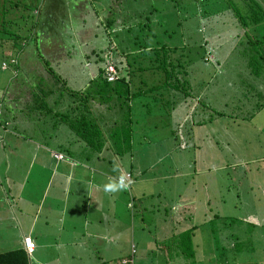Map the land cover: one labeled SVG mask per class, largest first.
Segmentation results:
<instances>
[{
    "label": "rangeland",
    "instance_id": "obj_1",
    "mask_svg": "<svg viewBox=\"0 0 264 264\" xmlns=\"http://www.w3.org/2000/svg\"><path fill=\"white\" fill-rule=\"evenodd\" d=\"M37 1L7 0L6 6L10 8L9 13L6 14L9 19L7 23L13 25L12 27L9 26L12 32L19 31L23 36L30 34V25L22 22L21 16L18 15L16 18V15L21 10L22 15L23 13L28 14L27 19L31 22L34 19V14H32L33 7ZM136 1H140L141 5L138 3L139 6H137ZM213 1L217 2L218 0ZM178 2L179 0H96L95 5L101 8L98 10V14H102V22L97 17L91 18L86 22L88 28L85 29L86 36L84 41L89 40V43L81 45L85 51H79L78 45L75 44L76 50H73L72 53L73 55L78 53L79 56L83 57H88L89 55L91 59H98L99 57H104L102 50L106 48L103 47L110 45L108 55H111V57H115L118 51L121 53L130 51L133 54L130 58L133 66L130 65L127 68L125 67V57L124 61H122L121 55H119V58L116 56L115 60L113 58L114 63L123 62V66H121L123 68L122 72H124V69H130L129 67L150 65V60L144 59L145 56V58H148V51H143L145 53L139 51L140 42L143 40L141 39L142 34L139 33L141 31L136 30L133 34L128 30H123V28L130 27L133 21H140V16L145 14L150 19H153L151 26H154L155 30L153 31L156 33L153 40L148 41L161 44L169 42L168 39H171V42L177 41L179 43V33L170 30V35L172 36H169L162 32L164 28H167L164 21V12L170 10L168 18L170 19L171 27L178 21L179 12L174 6ZM48 5H50V0ZM204 9L201 11L198 21H195V25L199 26L195 27L198 42L191 50L187 49L184 52L185 58L183 60L193 61L190 69L191 75L196 78L192 81L195 99H193L194 97L188 98V100L193 102V106L186 109L185 115H183L184 118L181 121L180 118L182 116L179 118L181 123L179 122L178 137H170L169 127L176 128L173 121L174 112H177L176 115L184 113H181L178 107L173 114H170V109H168L169 101L164 104L162 102L163 100H168V96L163 95L164 98H162V96L155 94L157 100H154L151 95L147 96L132 109V116L139 120L140 126L146 128L153 139L152 142H157L149 147L152 158L141 162L136 156L137 164L141 166L147 165L148 162L156 160L160 155L163 158L151 168L153 174L156 175L157 181L151 179L155 182H149L146 185L148 190L162 191L163 196L161 198H157L156 195L148 196L147 203L150 205L149 208L155 206V209L153 211L149 209L146 214L148 218H146L145 222L149 224L148 230H143L140 227L136 229V239H149L146 235L151 232L155 240L153 241V247L157 246V249L155 248V257L150 259L152 264H179V261H183L184 264H218L219 260L217 258L221 256L217 252L216 258L214 257L215 254L211 246H213L212 242L215 234L210 231L216 221L210 220L217 213L222 216L217 221L226 223L224 235L221 232L223 243H226L225 240L232 242V239L234 240L232 234L239 233L238 236L243 241L241 247L244 244V247L241 248V254L245 256V261H250L251 263L261 261V264H264V74L260 77L252 74L246 66V61L241 56H238V53L243 50L245 43L241 38H244V35L238 29L237 19L232 13L233 10L226 8V5L223 4L214 5L210 0L206 2ZM68 11H71L72 15L73 13H78L77 10L70 9L69 5ZM155 12H158L156 15L158 18L160 17V21L154 16ZM117 15L118 19L115 18ZM132 15L134 17H131ZM158 22L162 24V27ZM124 23L127 24L125 25ZM18 25L22 27L20 30H18ZM189 25H192V23ZM189 25H187V28L192 29ZM206 33L214 36L212 37L211 41L213 43L211 45L217 47L208 56L212 60L218 57L216 62L207 61V63L206 60L204 62L202 59L206 49L200 50L199 43L201 41H199V38ZM134 35H137L138 43H133L132 37ZM8 36L9 34L0 33V38H7ZM117 36L120 39L122 37L125 44L128 42L131 50H125L124 44L121 43L120 39L116 38ZM56 37L59 38V34H56ZM165 37L168 39H165ZM92 45L97 47L96 51H91ZM50 48L48 54H52L49 58L53 62L49 61L48 65L54 64L53 69L55 67L60 70L61 67L59 65L63 61L64 56L54 55ZM111 48H115L116 53ZM26 53L28 54V57H26L28 61H26V64L21 63L23 67L19 68L29 71L30 82L26 74L21 75V79L26 83L20 82L24 89H29L32 88L31 85H33L34 79L38 75L34 70L36 65H39L37 68H40L42 67L40 66L42 65L41 63L47 61L42 56H46V54L41 50L38 51L34 43L30 45ZM179 53L181 52H177L178 55ZM177 54H174V56ZM157 74L160 76L162 73L158 71ZM148 76L150 77L149 86L162 85L163 81H160L157 77L152 78V74H148ZM216 83L217 85L213 86ZM9 86H12V83L10 84L9 81V72H2L1 70L0 53V89L2 87V90L5 91L11 88ZM164 88L161 90L163 93L166 91ZM198 98L205 100L206 104L208 103L211 106L208 108L201 106L200 103L197 104L196 100ZM94 102L98 101L95 100ZM211 107L224 111L225 114L215 116L210 121L207 120L205 125L193 123L191 120L193 113H197V116H193L195 121L197 118L210 117L213 113ZM113 109L114 106L112 105L109 112L112 111L113 114H117L118 110ZM147 116L148 118L145 119ZM1 117L4 116L0 113V120ZM242 117L246 119H242ZM138 123L135 119L133 120V125H138ZM165 123L172 126H163ZM191 124H195L193 130L190 129ZM154 127H157V129L154 130ZM183 140L190 145L182 147ZM172 168H176L174 172ZM161 172L163 175L160 176ZM164 174L166 177H164ZM130 188L131 186L128 187L127 191H130ZM171 191H173L174 195L172 198L177 199V202H179L178 232L189 227L190 224H196L199 227L197 235H201L200 238L203 243L197 242L199 244L194 246V250H197V257H187L186 254L179 253V250L175 252L173 242L165 240L168 236L162 235L167 229H171L168 223L160 222L159 231L156 218L160 219L164 217V214L161 210L157 211L156 207L162 206L163 208L165 206L171 211L172 204H167L166 200L171 198L167 193ZM182 207L190 209H183ZM232 218L236 220L232 221ZM7 232L11 233L9 227ZM165 234H169V232ZM195 241H197V238H195ZM11 243V241L1 242L0 247L5 248L6 245L10 246ZM227 246L229 247L230 245ZM241 254H239L240 260ZM234 256L233 254L232 258ZM92 260L94 259L92 258Z\"/></svg>",
    "mask_w": 264,
    "mask_h": 264
},
{
    "label": "crops",
    "instance_id": "obj_2",
    "mask_svg": "<svg viewBox=\"0 0 264 264\" xmlns=\"http://www.w3.org/2000/svg\"><path fill=\"white\" fill-rule=\"evenodd\" d=\"M48 1H37L32 11L34 21L28 23L35 38L34 44L38 51L46 54L42 56L47 61L41 63L40 68L36 65L34 70L40 77L49 75L45 66L52 61L49 58L52 54H48L51 47L54 55L64 56L59 65L61 69L54 67L55 71L70 88L82 90L97 73L96 58L79 56L78 53L73 55L72 51L76 50L75 44L79 51H85L81 45L89 43V40L84 41L85 29L88 28L86 22L94 17L102 22V14H98L101 8L95 5L96 0H50V5ZM6 3V0H0V21L3 19L2 13H5L4 20L8 13ZM68 5L78 13L72 15ZM18 15L23 17L28 14L22 15L20 10L16 18ZM115 18L118 19V15ZM22 20L26 21L24 18ZM56 34H59V38ZM132 38L134 43V36ZM123 40L121 37L125 50H131L130 44H125ZM6 41L7 38L1 40L0 44L5 49H11L10 43ZM92 46L91 51L97 50L95 45ZM111 49L116 53L115 48ZM125 53L118 51L116 56L119 58L121 55L124 61ZM128 53L132 54L130 51ZM116 56H113L114 60ZM26 61L24 57L19 63L26 64ZM138 67L135 71L124 69L123 75L131 76L135 83L142 85V79H147L148 75H140ZM29 74L26 71L28 78ZM33 92V89H24L23 86L5 91L2 87L0 89V99H3L0 113L4 116L0 120V243L12 242L10 246L0 247V252L19 248L26 250L24 239L31 237L34 251L29 254L26 250L29 264H127L128 261L130 264H152L150 259L155 257L157 249V246L153 247L155 240L151 232L146 235L149 239H136V229L140 227L148 230L146 214L149 209H155V206L149 208L148 196H163L162 191L148 190L146 187L147 183L157 181L151 168L163 158L160 155L156 160L141 166L137 164L136 156L141 162L152 158L149 147L157 142H152L146 128L140 126L139 120L132 116L138 123L133 125L132 153L124 156L125 159L108 149L96 154L66 125L54 127L52 122L38 121L32 116L28 105L32 104ZM146 97L135 98L131 102L133 108ZM95 100H91L94 114L100 121L111 122V106L98 100L93 103ZM176 114L174 112L173 121L179 125V115ZM167 125L165 123L163 126ZM169 129L170 137H174V128ZM55 154H63L64 158H57ZM114 163L119 166V170H113ZM124 172L133 174L131 190L105 193L103 185L114 181ZM167 193L171 198L164 199L167 204H172L171 211L165 206L164 209L162 206L156 207L157 211L161 210L164 214V217L156 220L158 225L164 222L171 226L165 232L169 234H162L168 236L165 240L169 241V237L178 232L179 202L172 198L173 191ZM8 227L11 233L7 232Z\"/></svg>",
    "mask_w": 264,
    "mask_h": 264
},
{
    "label": "trees",
    "instance_id": "obj_3",
    "mask_svg": "<svg viewBox=\"0 0 264 264\" xmlns=\"http://www.w3.org/2000/svg\"><path fill=\"white\" fill-rule=\"evenodd\" d=\"M218 1L215 2L210 0V2L214 5L223 4L226 5V8H231L233 10L232 13L237 19L238 29L240 30V33L244 35V38H241L244 40L245 46L243 50L238 53V56H241L242 59L246 61V66L250 69L252 74L257 77L262 76L264 74V0ZM206 2H209V0H179V2L174 5L176 10L179 12V19L172 27L170 26L171 22L168 18L170 16V10L164 12V21L167 28H164L162 32H165V34H168L169 36H172L170 35V30L179 33V43L177 41L171 42V39L166 37L165 39H168L171 43L163 42L159 44L157 42L153 43L148 41L153 40L156 33L153 31L155 30L154 26H151L153 19H150L149 16L145 14L140 16V21H133V24L126 28V30H130L133 34L136 30L141 31L139 33L142 34L141 39L143 40L140 42L139 51H148V58H145V56L144 59H149L151 64L139 66L138 69L140 70V75H144L143 73L147 75L152 74V78L157 77V79L163 81L162 85L159 84L149 86L148 81H150V77L148 76L147 79H142V85H138L134 82L131 76L127 77L126 75H123V68L121 67L123 66L122 61V63H120L121 65L113 62L117 69V78L113 81H109L106 78L105 72L109 61H113V56L111 57V55H108V51L110 50L108 48L110 45H107L108 47L102 50L104 57H99L95 60L97 65V73L95 77L91 79L82 90L70 88L61 75H59L52 66H45L49 75L47 77H40V74L38 73L37 78L39 80L36 84L33 83V85H31L33 90L36 91L35 94V91L33 92L32 104L28 105L27 103L30 113H33L31 115L36 117L38 121L45 123L52 122L54 127L61 124L66 125L79 140L84 142L89 150L96 154H99L104 149L112 151L116 156H120L121 158L131 154L133 150L134 137L132 117L133 106L131 102L135 98H139L144 95H151V97H154V100H157L155 94L162 96V98H164V96H168V100H163L162 102L164 104L169 101L168 109H170V114L178 107L179 111L184 113L186 109L193 106V102L188 100V98L194 97V86L192 81L196 78L194 75H191L190 69L193 61H185L183 59L185 58L184 52H186L187 49L191 50L198 42L196 39L197 34L195 33V27L199 26L195 25V21H198L201 11L205 10L204 7ZM138 3L140 4V1L137 2V6H139ZM0 11H2V9H0ZM7 11L9 13L10 8L7 9ZM4 14L5 13H2L1 15L3 19L0 21V32L9 34L7 41L10 43L12 48L5 49L0 44L1 70L2 72H9V81L10 84L12 83V86L9 87H13L14 85V88H16L21 87L22 83H26L23 79H21V75L23 76V74H26V71L19 68L21 67L19 61H21V58L28 57L26 51L29 50L30 45L35 43V38L31 33V27H29L30 34L26 36L21 35L19 31L12 32L9 29V26L12 27L13 25L7 23L9 19L6 15L4 20ZM156 14H158V12H155L154 16L158 21H160V17L158 18ZM23 17L29 24H32V21H34V19L31 22L28 21L27 15L26 17L25 15ZM21 21L23 22L24 20ZM26 21H24V23H26ZM190 23H192V25H189ZM124 24L126 25L127 23ZM159 25L161 26L162 24ZM187 25H189L190 28L192 27V29L187 28ZM18 26V30H20L22 27L21 25ZM237 35L239 36V34ZM210 36L211 35H207L206 33L199 38V41H201V43H199L200 50L206 49L205 54L202 56L204 62L205 60L206 62H216L218 59V57H215L214 60H212L208 56V54L212 53L217 47L211 45L213 43L211 40L214 36ZM1 40H5V38H0V41ZM137 40V35H134V43H136ZM22 42L25 44H22ZM177 52L181 53L178 55ZM174 54L177 55L174 56ZM131 56L132 54L128 52L125 53L126 68L127 66L133 64L130 61ZM129 68L135 71L133 68L137 67ZM130 69L125 70L131 71ZM158 71L162 73L160 76L157 74ZM36 79H34V81ZM20 81H22V83ZM215 85H217V83ZM163 87H165V93L161 92ZM92 99H96L101 103H106L109 107L113 105V110H118L117 114L111 115V122H108L107 120L100 121L99 117L94 114L91 104ZM193 99H195V97ZM196 101L197 104L200 103L201 106L208 108L211 106L208 103L206 104L205 100L198 98ZM2 103L3 99L1 98L0 104ZM194 108L198 109L197 107ZM212 108L213 107H211V110H213L212 115L206 118H199L200 120L197 118L195 121L193 116H197V113H193V116L191 117L193 123L195 122L198 125H205L207 120L210 121L215 116L217 117L225 114L224 111ZM184 114L179 115V118L182 116L180 121L184 118ZM244 118L245 117H242V119ZM194 125L191 124L190 129L193 130ZM175 127L176 128L173 129V134L178 136L177 133L179 125H175ZM188 145L190 144H187V142L183 140L181 146L186 147ZM66 152H68V149H66ZM130 173L132 174V172ZM183 209L190 208L183 207ZM220 218H222V216L216 213L214 214L213 219L210 220H216L214 225H212V230L210 229V231L215 234V237L213 236V246H211V249L215 254L214 257L216 258L217 252L221 256L217 258L219 260L218 264H261V261L256 263L245 261V256L241 254V248L244 247V244L241 247L243 241L239 238V233L232 234L234 238V240L232 239V242L225 240L226 243H223L222 236L224 235L226 223L217 221ZM235 220V218H232V221ZM198 230L199 227L194 224L184 228L182 231L175 232V236H170L169 241L173 242L175 252H178L179 250V253L181 252V254H186L187 257H197V250H194V246L199 244H197V242L203 243V240L200 238L201 235H197ZM221 232L223 235H221ZM195 238H197V241H195ZM227 245L230 246L228 247ZM233 254L235 255L234 258H232ZM239 254L242 255L241 260L239 258ZM200 260L202 261L201 256ZM179 262V264H184L183 261ZM0 264H29L28 254L26 253V250L22 248L0 252ZM127 264H130V262L128 261Z\"/></svg>",
    "mask_w": 264,
    "mask_h": 264
},
{
    "label": "built area",
    "instance_id": "obj_4",
    "mask_svg": "<svg viewBox=\"0 0 264 264\" xmlns=\"http://www.w3.org/2000/svg\"><path fill=\"white\" fill-rule=\"evenodd\" d=\"M105 75H106V78L109 81H113V80H115L117 78V69H116L115 65L113 64V62L109 61L108 65H107V68H106ZM55 156L57 158H60V159L63 158L62 154H55ZM122 174L125 175L126 180H127V182L129 183V186H130V183L132 182V178H133L132 174L130 172H124ZM24 245H25V248H26V250H27V252L29 254L33 253V251H34V243L32 242L31 237H25Z\"/></svg>",
    "mask_w": 264,
    "mask_h": 264
},
{
    "label": "clouds",
    "instance_id": "obj_5",
    "mask_svg": "<svg viewBox=\"0 0 264 264\" xmlns=\"http://www.w3.org/2000/svg\"><path fill=\"white\" fill-rule=\"evenodd\" d=\"M113 170H119V166L114 163ZM131 184V183H130ZM129 187V183L126 180L125 175L121 174L114 181H109L103 185V190L105 193H114L116 191H124Z\"/></svg>",
    "mask_w": 264,
    "mask_h": 264
}]
</instances>
